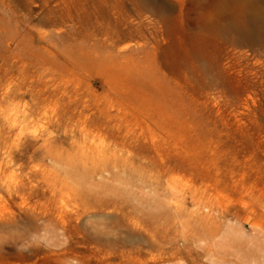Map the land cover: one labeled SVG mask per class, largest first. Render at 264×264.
<instances>
[{"label":"rangeland","instance_id":"obj_1","mask_svg":"<svg viewBox=\"0 0 264 264\" xmlns=\"http://www.w3.org/2000/svg\"><path fill=\"white\" fill-rule=\"evenodd\" d=\"M247 1L0 0V264H264Z\"/></svg>","mask_w":264,"mask_h":264},{"label":"bare ground","instance_id":"obj_2","mask_svg":"<svg viewBox=\"0 0 264 264\" xmlns=\"http://www.w3.org/2000/svg\"><path fill=\"white\" fill-rule=\"evenodd\" d=\"M247 3L249 5L250 15L259 23L264 24V12L257 6L254 1L248 0Z\"/></svg>","mask_w":264,"mask_h":264}]
</instances>
